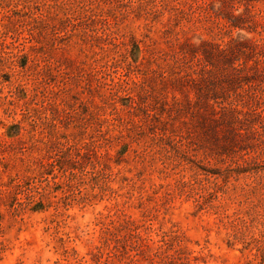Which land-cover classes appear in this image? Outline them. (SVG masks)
I'll use <instances>...</instances> for the list:
<instances>
[{"label": "rangeland", "instance_id": "rangeland-1", "mask_svg": "<svg viewBox=\"0 0 264 264\" xmlns=\"http://www.w3.org/2000/svg\"><path fill=\"white\" fill-rule=\"evenodd\" d=\"M231 37L238 100L214 48ZM227 93L241 119L222 120ZM118 220L150 245L119 241ZM125 249L264 264V0H0V264Z\"/></svg>", "mask_w": 264, "mask_h": 264}, {"label": "trees", "instance_id": "trees-1", "mask_svg": "<svg viewBox=\"0 0 264 264\" xmlns=\"http://www.w3.org/2000/svg\"><path fill=\"white\" fill-rule=\"evenodd\" d=\"M217 16L218 18L222 16V13L221 12H217ZM225 17V15H224ZM33 21H36V19H32ZM218 30L219 32L224 29V24H222V22H218ZM3 33H7V31H4ZM233 40L234 38L231 37L230 40L228 41H225V42H220V43H214V48H215V54L218 53L219 55H222L224 54L225 57H224V61L230 63L231 62V66H232V69L235 70L234 72V76H232L230 78V85L229 87L232 86L231 89H233V95L235 96V98H239L241 97L242 95V87H243V75L242 73H240L239 71L242 70V68L244 67V62H246V60H243L241 61L240 63L237 62L238 60H240V58L238 57H234L232 58V56L235 54V46H233ZM248 40L244 39L243 42H239L237 43V46L241 47L240 50L243 52L244 51V46ZM238 48V47H237ZM230 51V53H229ZM239 51V52H241ZM184 56H187V54H183ZM205 55H207V52H205ZM178 59H180L181 57H177ZM186 59V58H185ZM184 59V60H185ZM183 60V61H184ZM225 68V67H223ZM224 76L225 78H227L228 76V72L224 73ZM227 80V79H226ZM224 82V81H223ZM227 96H225L223 98V101H222V104L223 106H221V111L219 113H223L224 115V118H222V120H231V119H234V115L236 116L235 118L237 119H241L240 115L241 113H231V110H237V104L234 103L233 101V95L231 96L230 93H227L226 94ZM238 100V99H237ZM242 100V98L240 99ZM245 114V113H244ZM221 115V117L223 116ZM241 129V128H240ZM242 150H244L242 148ZM225 160V159H223ZM235 160L234 157L230 158V162H228L227 164V169L229 170V176L233 175V162L236 164V171L237 173H240V172H245V169H246V157H245V154H241V160L240 161H233ZM226 181H229V180H226ZM132 223L130 221H120L118 220V224H117V227H116V233L115 236L119 238V241L121 242H127L128 240L131 242V244L134 246V247H138L137 249H142L144 246H149L150 243L146 242V241H151L152 238H150L148 235H143V233L141 232L140 228L138 226H130L129 224ZM126 247V246H125ZM161 245L158 246V250L161 249ZM157 249V248H156ZM121 251V254L123 257L126 256L127 254V259L125 261L122 262V264H130L134 258H135V254H131L128 250L125 249V251ZM126 258V257H125ZM129 259V260H128ZM90 264H94V263H90Z\"/></svg>", "mask_w": 264, "mask_h": 264}]
</instances>
